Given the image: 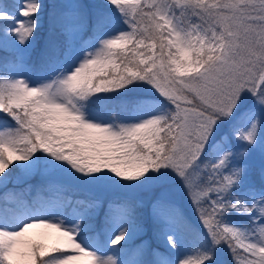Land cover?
Listing matches in <instances>:
<instances>
[{
	"label": "snow or ice",
	"instance_id": "obj_1",
	"mask_svg": "<svg viewBox=\"0 0 264 264\" xmlns=\"http://www.w3.org/2000/svg\"><path fill=\"white\" fill-rule=\"evenodd\" d=\"M0 264H264V0H0Z\"/></svg>",
	"mask_w": 264,
	"mask_h": 264
},
{
	"label": "rangeland",
	"instance_id": "obj_2",
	"mask_svg": "<svg viewBox=\"0 0 264 264\" xmlns=\"http://www.w3.org/2000/svg\"><path fill=\"white\" fill-rule=\"evenodd\" d=\"M10 187H11V185H10ZM30 231H31V233L35 234V233L40 232L41 230L40 229H33V230H30ZM46 242L50 243V241H46Z\"/></svg>",
	"mask_w": 264,
	"mask_h": 264
}]
</instances>
